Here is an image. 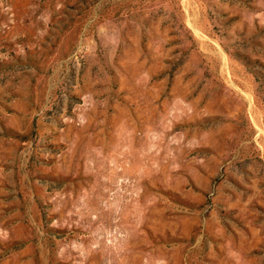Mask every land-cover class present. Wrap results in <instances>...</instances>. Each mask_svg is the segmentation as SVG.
I'll return each instance as SVG.
<instances>
[{
    "label": "rangeland",
    "instance_id": "374dc122",
    "mask_svg": "<svg viewBox=\"0 0 264 264\" xmlns=\"http://www.w3.org/2000/svg\"><path fill=\"white\" fill-rule=\"evenodd\" d=\"M0 264H264V0H0Z\"/></svg>",
    "mask_w": 264,
    "mask_h": 264
}]
</instances>
